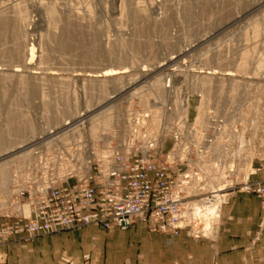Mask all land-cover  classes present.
I'll list each match as a JSON object with an SVG mask.
<instances>
[{
  "label": "rangeland",
  "instance_id": "rangeland-1",
  "mask_svg": "<svg viewBox=\"0 0 264 264\" xmlns=\"http://www.w3.org/2000/svg\"><path fill=\"white\" fill-rule=\"evenodd\" d=\"M115 8L124 10L114 13ZM0 9V151L12 148L15 142L19 150L6 159L32 149L26 154L29 158L35 151L31 146L42 142L51 130L61 129L60 125L53 127L48 122L46 127L45 124L65 105L73 107L74 103L75 106V113L62 116V122L69 124L80 114L94 112L92 116L95 115L111 106L107 105L111 98L136 92L145 83L155 90L151 87L143 102L152 98L164 101L166 93L161 87L167 77L178 81L174 86L182 83L187 86L190 116L196 109L205 115L213 111L224 113L234 102L239 114L230 119L247 126L255 148L263 144L264 0H13ZM22 10L24 15L20 16ZM44 10L51 12L47 13L48 18L44 17ZM243 58L245 68L240 73L237 71ZM165 59L169 61L166 63ZM23 62H30L31 68H23ZM14 69L20 77L11 75ZM27 71L34 72L35 77ZM257 98H262L263 104L259 114L255 111L256 115ZM110 108L113 113L114 109ZM111 120L102 125L110 124ZM30 123L40 125L31 137L27 129ZM26 157L12 160L9 169L12 177L17 178ZM6 194L0 196L3 216L13 214ZM231 199L232 195L226 204ZM260 206L259 224L263 227L261 199ZM219 213H216L211 239H200L216 238ZM5 220L0 217V222ZM82 228L59 231L63 232L64 239L60 242L64 250L63 264H75L69 257L70 242L76 243L78 252L83 254L78 264H107L108 242L103 234L115 230L117 243L132 249L125 257L130 264H189L191 261L186 256L191 252H184L182 246L170 245L175 236L156 233L139 223L127 230L97 227L95 235L85 233ZM129 231L138 237L136 245H130L124 238ZM52 234L24 241L32 242ZM88 243L92 247L93 243L96 245L85 253ZM113 252L115 258L123 253L117 249Z\"/></svg>",
  "mask_w": 264,
  "mask_h": 264
},
{
  "label": "built area",
  "instance_id": "built-area-1",
  "mask_svg": "<svg viewBox=\"0 0 264 264\" xmlns=\"http://www.w3.org/2000/svg\"><path fill=\"white\" fill-rule=\"evenodd\" d=\"M174 83L167 77L162 84L164 101L143 102L154 86L142 84L111 98L110 124L80 114L31 146L7 199L13 214H0L7 218L0 245L88 225L127 230L135 222L211 239L214 215L237 193L257 196L264 211V142L255 148L247 126L230 119L239 114L234 102L224 113L190 116L187 86Z\"/></svg>",
  "mask_w": 264,
  "mask_h": 264
},
{
  "label": "crops",
  "instance_id": "crops-1",
  "mask_svg": "<svg viewBox=\"0 0 264 264\" xmlns=\"http://www.w3.org/2000/svg\"><path fill=\"white\" fill-rule=\"evenodd\" d=\"M260 209V199L257 196L237 193L232 195L229 204L221 207L218 232L213 241L187 238L182 232L172 238L170 245L182 246L184 252H191L186 255L191 258L189 264H264V226L260 227L259 224L262 216ZM96 228L87 226L82 228V231L95 235ZM132 233L134 234L129 231L124 238L129 240L130 245H136L138 237L135 238ZM62 234L63 232H59L48 237H38L32 242L12 238L4 247H0V264H63L61 258L64 250L60 245L64 240ZM103 235L108 242L107 264H130L125 257L126 252H131L132 249L127 250L124 243H117L116 230ZM167 240L169 241V238ZM94 245L96 244L93 243L92 247L88 243L85 253H88L90 246L94 249ZM68 249L70 259L78 264L79 256L83 254L78 252L77 244L70 242ZM114 249L123 251L120 258H115Z\"/></svg>",
  "mask_w": 264,
  "mask_h": 264
},
{
  "label": "bare ground",
  "instance_id": "bare-ground-1",
  "mask_svg": "<svg viewBox=\"0 0 264 264\" xmlns=\"http://www.w3.org/2000/svg\"><path fill=\"white\" fill-rule=\"evenodd\" d=\"M11 1H13V0H0V6H2V5H4V4H7V3H9V2H11ZM19 2V1H18ZM123 3V2H122ZM138 3V2H137ZM20 4H21V2H20ZM144 4V3H143ZM17 7V6H16ZM38 7V6H37ZM44 7V6H43ZM135 7V6H134ZM137 7V6H136ZM139 7V6H138ZM22 8V7H21ZM5 9V8H4ZM46 9H47V7H46ZM50 9V8H49ZM119 8H115L114 9V13H116L117 11H120V10H118ZM123 9V8H122ZM141 9V7H139V10ZM1 10V9H0ZM51 10V9H50ZM80 10V9H79ZM100 10V9H99ZM124 10V9H123ZM123 10H121V11H123ZM176 10V9H175ZM4 11V10H3ZM19 11H21V10H19ZM24 10H22V12H19L20 13V16H23L24 15V12H23ZM45 11V10H44ZM52 11V10H51ZM93 11V10H92ZM120 11V12H121ZM143 11H144V9H143ZM45 13H46V16H44V17H46V18H48V14H50L51 12L49 11V10H47V11H45ZM48 13V14H47ZM53 13V12H52ZM78 13V12H77ZM86 13H88V11L86 12ZM91 13V12H90ZM90 13L88 14V15H90ZM178 13V12H177ZM70 14V13H69ZM92 14V13H91ZM118 14H120L121 15V13H119L118 12ZM19 16V15H18ZM51 16H52V14H51ZM76 16L78 17V15L76 14ZM75 16V17H76ZM103 16V15H102ZM122 16V15H121ZM43 17V18H44ZM89 18V17H88ZM45 19V18H44ZM45 21V20H44ZM44 23V22H43ZM30 52H32V50L30 51ZM27 53H29V52H27ZM26 53V54H27ZM33 53V52H32ZM25 55V54H24ZM30 55V54H29ZM14 56V55H13ZM28 56V55H27ZM31 56H33V54L31 55ZM31 56H29V57H31ZM34 57V56H33ZM27 60V59H26ZM166 60V59H165ZM169 61V59H167L166 60V63ZM28 62V61H27ZM27 62H23L22 63V65H23V68L25 67L26 69H30L31 68V64H30V62L29 63H27ZM245 63H246V61H245V59L243 58V60L241 61V64H240V68L242 69H240V70H238L237 72H243L244 70H243V68H245ZM12 65V64H11ZM158 66H161V65H158ZM14 67V66H13ZM18 67V66H17ZM35 68V67H34ZM155 68V67H154ZM157 68V67H156ZM256 70H257V72L259 73V71H258V69L256 68ZM114 71V70H113ZM28 72V74L31 76V77H35L34 75H33V73L34 72H31V71H27ZM105 72V71H104ZM112 72V71H111ZM255 72V71H254ZM254 72H253V74H254ZM257 72H256V74H257ZM1 73V72H0ZM12 74V76L14 75L16 78H18V77H20L21 75H20V73L16 70V69H14V70H12V72H11ZM246 73V72H245ZM260 74V73H259ZM258 74V75H259ZM10 77V76H9ZM25 78V77H24ZM30 79V78H29ZM105 87V86H104ZM117 92V91H116ZM134 92V91H133ZM263 93V92H262ZM118 94V93H117ZM119 95V94H118ZM261 96V95H260ZM258 97V96H257ZM262 98H257L255 101V104H254V107H256L255 109H254V112L255 111H257V114H259V107H260V104L263 102V100H261ZM66 102V101H65ZM107 102V101H106ZM147 102V101H146ZM65 104V103H64ZM63 104V105H64ZM263 104V103H262ZM99 107V106H98ZM111 106H107V107H105L103 110H101V111H99L98 113H96L95 115H93L91 118H93V120H95L94 122L96 123V124H99V125H104V124H106L109 120H111L112 118H110L111 117V115H112V113H111V111H110V108ZM110 108V109H109ZM96 109H98V108H96ZM75 106H74V103H73V107H70V105H65L64 107H62L60 110H57L56 111V113L54 114H52L51 116H50V118H48V120L49 121H47V118H46V121H47V123L45 124L46 125V127H47V124H48V122L51 124V125H53V127L54 126H58L59 127V125H60V127L62 126V128L64 127V126H66V124L68 123H65V122H62L63 121V119H62V116H64V115H68V114H70V113H75ZM48 114V113H47ZM255 114H256V112H255ZM256 114V115H257ZM48 117V116H47ZM45 121V122H46ZM32 122V121H31ZM40 123V122H39ZM38 123V124H39ZM34 124H36L35 122H34ZM34 124L33 123H30L28 126H27V129H28V132H29V136L31 135H34L35 133H34V131L36 130V127H40V125H35L34 126ZM43 124V126H45L44 125V123H42ZM25 125V124H24ZM52 127V126H51ZM41 130V129H40ZM27 132V133H28ZM36 132V131H35ZM34 133V134H33ZM30 136V137H31ZM29 137V138H30ZM38 137V136H37ZM40 137V136H39ZM41 138V137H40ZM22 139V138H21ZM26 139V138H25ZM24 139V140H25ZM27 139H28V136H27ZM32 139V138H31ZM13 140V139H12ZM33 140V139H32ZM19 141V140H18ZM30 142H32V141H30ZM16 143V142H15ZM13 144L12 146V148L14 149H12V148H10V149H12V150H10V149H8V147H6L5 149H3L2 151H0L1 152V154H0V196H4V194H9L8 192H10L9 190H8V186L12 183L13 184V182H14V180L16 179V176H15V178L14 177H12V175H10L9 174V169H10V167H11V165L13 164V159H18V157L20 158V157H26V154H29L30 152H32V149L31 150H27L26 152H24V153H22V154H20V155H18V156H16V157H14V158H11V159H6V158H8L10 155H12L14 152H16V151H19V150H17V146L18 145H16V144ZM20 143V142H19ZM18 143V144H19ZM14 145L16 146L15 148H14ZM9 146V145H8ZM8 149V150H7ZM16 149V150H15ZM27 158V157H26ZM2 159H4L3 161H2ZM15 159V160H16ZM23 159V158H22ZM20 160H21V158H20ZM16 168V167H15ZM239 171H241V169H238L237 170V172H239ZM245 175H246V171H245V169H244V171H243V177H245ZM229 181H231V180H228V182ZM11 186V185H10ZM6 194V197L8 196ZM214 204H218V200L217 201H215V203ZM21 213L22 214H24V215H27L28 214V208H27V206H22L21 207ZM214 216H216V214L214 215ZM214 221V225H213V228H209V231L208 230H206V234L207 235H210V234H212L213 232L211 231V230H213L214 229V227H216V217H215V220H213Z\"/></svg>",
  "mask_w": 264,
  "mask_h": 264
}]
</instances>
